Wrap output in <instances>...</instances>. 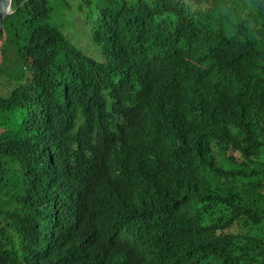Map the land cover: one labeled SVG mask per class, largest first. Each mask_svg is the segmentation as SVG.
Segmentation results:
<instances>
[{
  "label": "trees",
  "instance_id": "obj_1",
  "mask_svg": "<svg viewBox=\"0 0 264 264\" xmlns=\"http://www.w3.org/2000/svg\"><path fill=\"white\" fill-rule=\"evenodd\" d=\"M11 7L0 264H264V0Z\"/></svg>",
  "mask_w": 264,
  "mask_h": 264
},
{
  "label": "rangeland",
  "instance_id": "obj_2",
  "mask_svg": "<svg viewBox=\"0 0 264 264\" xmlns=\"http://www.w3.org/2000/svg\"><path fill=\"white\" fill-rule=\"evenodd\" d=\"M63 7V4L56 5L54 18L55 20L52 21L53 24L58 23L60 24V29L66 36L69 42L74 44L76 47L83 50L86 54H93V43H92V37L91 35H86L85 32L87 30V22L82 16L81 13L75 14V15H68L65 12V18L64 19H57L56 20V12L58 9ZM92 40V41H91ZM14 87V84L11 83V80L7 77L0 74V95L6 96L8 95L12 88Z\"/></svg>",
  "mask_w": 264,
  "mask_h": 264
},
{
  "label": "water",
  "instance_id": "obj_3",
  "mask_svg": "<svg viewBox=\"0 0 264 264\" xmlns=\"http://www.w3.org/2000/svg\"><path fill=\"white\" fill-rule=\"evenodd\" d=\"M11 5L12 0H0V30L5 17L13 12Z\"/></svg>",
  "mask_w": 264,
  "mask_h": 264
}]
</instances>
